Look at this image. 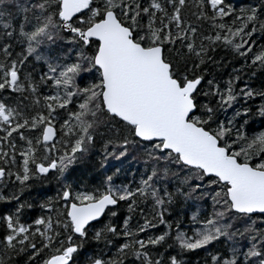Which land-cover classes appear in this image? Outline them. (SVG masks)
I'll use <instances>...</instances> for the list:
<instances>
[{
  "label": "snow or ice",
  "instance_id": "6c2138e0",
  "mask_svg": "<svg viewBox=\"0 0 264 264\" xmlns=\"http://www.w3.org/2000/svg\"><path fill=\"white\" fill-rule=\"evenodd\" d=\"M258 34L264 0H0V264H264Z\"/></svg>",
  "mask_w": 264,
  "mask_h": 264
},
{
  "label": "trees",
  "instance_id": "16d2710c",
  "mask_svg": "<svg viewBox=\"0 0 264 264\" xmlns=\"http://www.w3.org/2000/svg\"><path fill=\"white\" fill-rule=\"evenodd\" d=\"M231 2L233 4H235L237 7H239L240 4L242 2H244V0H231ZM258 42H264V41H260L259 40V34H258ZM221 58L224 61H228L229 63H227V65L222 63L219 66V70H217L213 66L209 65V72L211 73V72L215 71L216 74H217V78H219V79H222V78L226 77L228 75V71H230L234 67H237V64L231 62L232 58L227 52H225L223 50H218L216 52V54H215V59L220 60ZM241 63H242V61H241ZM225 67H227L228 71L224 70ZM244 79H246V77H244ZM261 79H264V76L258 74L256 79H255V82L253 83L252 86H254V87H256V86L264 87V85L260 84ZM237 87H239V83L237 84ZM260 126L264 127V125H260ZM255 130H258V129L256 128L255 125H253V128L250 129V131H255ZM129 162L132 164V167L128 168L127 172L131 173L134 169L138 172L139 168L141 167V165H138L135 161H132L131 158H129ZM75 175H76V177H78L80 183H83V184H93L98 179L96 177L95 173H93V172H91L89 170H84V169L78 170ZM117 182H119V181H117ZM192 210H195V209H192ZM197 256L203 257L204 256V252L198 251V252L194 253L193 255H191L189 257L190 264H192V262H194L196 260Z\"/></svg>",
  "mask_w": 264,
  "mask_h": 264
}]
</instances>
